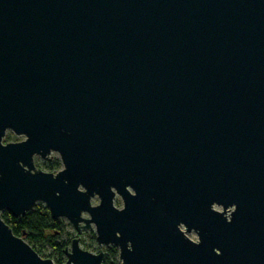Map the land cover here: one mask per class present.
<instances>
[{"label": "water", "instance_id": "1", "mask_svg": "<svg viewBox=\"0 0 264 264\" xmlns=\"http://www.w3.org/2000/svg\"><path fill=\"white\" fill-rule=\"evenodd\" d=\"M38 202L121 264H264V0H0V264H56L2 217Z\"/></svg>", "mask_w": 264, "mask_h": 264}, {"label": "trees", "instance_id": "2", "mask_svg": "<svg viewBox=\"0 0 264 264\" xmlns=\"http://www.w3.org/2000/svg\"><path fill=\"white\" fill-rule=\"evenodd\" d=\"M60 165V163H58ZM57 166L50 165V169ZM2 217L18 236H23L26 241L43 257L48 258L38 243L49 237V242L54 248V252L49 255L56 264H64L67 256L65 248L70 245L71 241L66 240L58 242V235H62V221L51 216L47 206L37 205L32 211L27 212L21 217L14 216L10 211L4 210ZM48 239V238H47ZM107 256L104 264H121L119 259V249L115 246H108L105 249Z\"/></svg>", "mask_w": 264, "mask_h": 264}, {"label": "rangeland", "instance_id": "3", "mask_svg": "<svg viewBox=\"0 0 264 264\" xmlns=\"http://www.w3.org/2000/svg\"><path fill=\"white\" fill-rule=\"evenodd\" d=\"M59 157L58 153H52L51 158L49 160H44L41 157L36 156L35 158V163L38 166V168L44 169L46 170L45 165L43 164L44 161H55L57 158ZM93 204H97L99 202V198H94L92 200ZM44 205L46 206V204L44 202H38L37 205ZM115 204L118 207H122L123 206V201L121 199L120 196H118L116 198ZM36 205V206H37ZM35 206V207H36ZM220 209V208H219ZM84 216H88V214H84ZM62 221L63 225H62V230L63 233L62 235H58L57 241L58 242H62V241H66V240H72L75 237H80L81 239V247L89 250L91 252L97 253L100 250L106 248L105 245H100L96 239V231H95V226L93 225V227L89 230H81L80 232H78L76 230V228L74 227V225L67 219L64 217L58 218ZM190 237L194 240H198V236L195 232H192L189 234ZM48 238V239H47ZM46 239L41 240L38 243V246L43 250L44 254L46 256H48V258H52L51 255L54 252V248L53 246L50 244L49 242V237H47ZM69 247H71V244L69 245ZM67 260V259H66Z\"/></svg>", "mask_w": 264, "mask_h": 264}, {"label": "flooded vegetation", "instance_id": "4", "mask_svg": "<svg viewBox=\"0 0 264 264\" xmlns=\"http://www.w3.org/2000/svg\"><path fill=\"white\" fill-rule=\"evenodd\" d=\"M25 140V136L24 135H22V134H17L15 131H13V130H7V132H6V135L4 136V138H3V143L5 144V145H7V144H9V143H18V142H22V141H24ZM58 153V155H59V157L55 160V161H44L43 162V164L45 165V167H46V170H44V169H41V168H38V166L36 165V163H35V158H36V156H38V157H41L42 159H44V160H49L50 158H51V155H52V153ZM34 163H35V166H36V168L37 169H41V170H43V171H46V172H51V173H58L59 171H61L62 169H63V167H64V164H63V160H62V157H61V155H60V153L58 152V151H52L50 154H48V156H47V158H44V157H42L41 155H38V154H36L35 156H34ZM58 163H60V165H58ZM55 165V166H57L56 168H54V169H50V165ZM118 196H120V195H117L116 196V198L118 197ZM121 197V196H120ZM96 198V197H95ZM98 198V197H97ZM116 198H115V201H116ZM94 199V198H93ZM122 199V198H121ZM123 201V200H122ZM116 205V204H115ZM117 206V205H116ZM77 230V229H76ZM83 230V229H82ZM85 230H87V229H85ZM89 230V229H88ZM78 231V230H77ZM78 232H80V231H78ZM194 232V231H193ZM192 233V232H191ZM196 233V232H195ZM190 234V233H189ZM188 234V235H189ZM190 236V235H189ZM75 238H77V237H75ZM79 239H80V237H78ZM74 239V238H73ZM73 239L71 240V245H72V241H73ZM96 239H97V236H96ZM80 244H81V239H80ZM106 247H108V246H112V245H105ZM67 248H70L69 246H67L66 248H65V250L67 249ZM106 249V248H105ZM102 250H104V249H102ZM101 251V250H100ZM99 251V252H100ZM106 253H107V251L106 250H104ZM66 252V251H65ZM66 256H67V254H66ZM67 261V260H66Z\"/></svg>", "mask_w": 264, "mask_h": 264}]
</instances>
